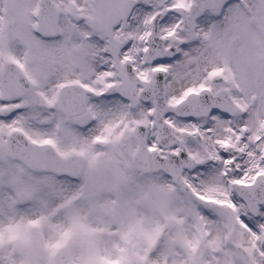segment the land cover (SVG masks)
Instances as JSON below:
<instances>
[{"label":"snow or ice","instance_id":"obj_1","mask_svg":"<svg viewBox=\"0 0 264 264\" xmlns=\"http://www.w3.org/2000/svg\"><path fill=\"white\" fill-rule=\"evenodd\" d=\"M0 264H264V0H0Z\"/></svg>","mask_w":264,"mask_h":264}]
</instances>
